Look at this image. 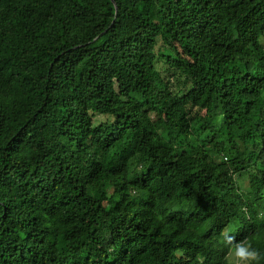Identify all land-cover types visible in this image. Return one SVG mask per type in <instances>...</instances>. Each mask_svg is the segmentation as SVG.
Returning <instances> with one entry per match:
<instances>
[{
	"label": "trees",
	"instance_id": "1",
	"mask_svg": "<svg viewBox=\"0 0 264 264\" xmlns=\"http://www.w3.org/2000/svg\"><path fill=\"white\" fill-rule=\"evenodd\" d=\"M114 1L0 0V264H264V0Z\"/></svg>",
	"mask_w": 264,
	"mask_h": 264
},
{
	"label": "clouds",
	"instance_id": "2",
	"mask_svg": "<svg viewBox=\"0 0 264 264\" xmlns=\"http://www.w3.org/2000/svg\"><path fill=\"white\" fill-rule=\"evenodd\" d=\"M259 216L264 218V212L259 213ZM222 236V243L227 248L224 264H260L262 260L261 252L253 247L248 238L238 241L236 236L228 231H224Z\"/></svg>",
	"mask_w": 264,
	"mask_h": 264
},
{
	"label": "rangeland",
	"instance_id": "3",
	"mask_svg": "<svg viewBox=\"0 0 264 264\" xmlns=\"http://www.w3.org/2000/svg\"><path fill=\"white\" fill-rule=\"evenodd\" d=\"M167 78L170 79L172 76H169L168 74H166Z\"/></svg>",
	"mask_w": 264,
	"mask_h": 264
},
{
	"label": "water",
	"instance_id": "4",
	"mask_svg": "<svg viewBox=\"0 0 264 264\" xmlns=\"http://www.w3.org/2000/svg\"><path fill=\"white\" fill-rule=\"evenodd\" d=\"M114 1V0H113ZM114 3H115V1H114Z\"/></svg>",
	"mask_w": 264,
	"mask_h": 264
}]
</instances>
